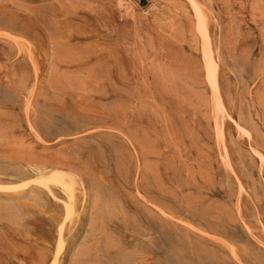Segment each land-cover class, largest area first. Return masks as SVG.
<instances>
[{
  "label": "rangeland",
  "instance_id": "1",
  "mask_svg": "<svg viewBox=\"0 0 264 264\" xmlns=\"http://www.w3.org/2000/svg\"><path fill=\"white\" fill-rule=\"evenodd\" d=\"M0 264H264V0H0Z\"/></svg>",
  "mask_w": 264,
  "mask_h": 264
},
{
  "label": "bare ground",
  "instance_id": "2",
  "mask_svg": "<svg viewBox=\"0 0 264 264\" xmlns=\"http://www.w3.org/2000/svg\"><path fill=\"white\" fill-rule=\"evenodd\" d=\"M205 36H206V38L207 39H209V35H208V33H207V31L205 32ZM208 57L210 58V56L208 55ZM210 61L211 62H213L212 60H211V58H210ZM217 66V65H216ZM210 71V70H209ZM213 71V70H212ZM213 73V72H212ZM218 74V73H217ZM213 77V76H212ZM60 173V172H59ZM41 175V174H40ZM70 175V174H69ZM62 176V175H61ZM51 178H54V180L56 179V178H60V176H59V174H55V175H53ZM43 179H44V177L42 178H39V179H36L35 180V182H43ZM62 182V181H61ZM24 188V187H23ZM68 190V189H67ZM67 192V191H66Z\"/></svg>",
  "mask_w": 264,
  "mask_h": 264
}]
</instances>
